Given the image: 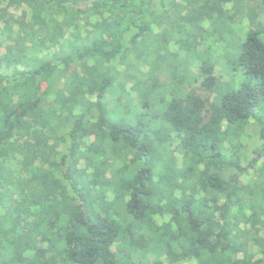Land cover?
Wrapping results in <instances>:
<instances>
[{"label": "trees", "instance_id": "trees-1", "mask_svg": "<svg viewBox=\"0 0 264 264\" xmlns=\"http://www.w3.org/2000/svg\"><path fill=\"white\" fill-rule=\"evenodd\" d=\"M1 34L0 264H264V0H0Z\"/></svg>", "mask_w": 264, "mask_h": 264}, {"label": "rangeland", "instance_id": "rangeland-1", "mask_svg": "<svg viewBox=\"0 0 264 264\" xmlns=\"http://www.w3.org/2000/svg\"><path fill=\"white\" fill-rule=\"evenodd\" d=\"M10 11L12 13H17L18 14L19 11H20V9L14 10L13 8H11ZM237 23L238 24L235 25L237 31L239 33L241 32V34H244L246 32V30L248 29V22H247V20L246 19H243L242 21L237 22ZM203 25H207V22H204ZM237 35L238 34H235L236 37H237ZM2 37H3V35L1 34L0 35V38L2 39ZM224 46H225V43L224 42L223 43H219V44H217L216 46H213V47H208L205 43H203V44H201V46H199V48L202 49V50H205V49L206 50H209L210 53L219 56V62H217L215 64V66H214V72H215L216 75L222 77L224 80H227V78H228L229 75H228V72H227L228 71V68L226 67L225 61L223 59L224 52H226L225 49H224ZM169 48H170V51H172V52H177L178 49H179L178 48V45L176 43H174V42H170ZM177 53H179V52H177ZM180 53H181V55H183L184 54V51L180 50ZM196 68H197V63L191 64L190 70L196 71ZM165 78L166 77L164 75L161 78L162 81H164ZM129 87H130V83L127 84V89ZM114 95H115V93H112L113 98H115V96H116V95L115 96ZM124 99H125V97H123L122 100H124ZM112 106L113 105H109V108H112ZM172 138H173L174 145H176L177 142H178V140H179L178 137L173 134V137ZM175 155H177V157H178L179 156V153L176 152ZM162 219L163 218H158L159 221H161Z\"/></svg>", "mask_w": 264, "mask_h": 264}]
</instances>
